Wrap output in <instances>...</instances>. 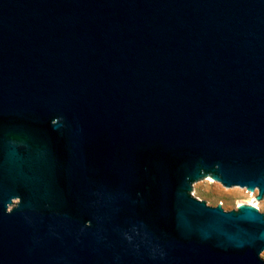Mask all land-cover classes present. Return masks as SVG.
Listing matches in <instances>:
<instances>
[{"label": "water", "instance_id": "obj_1", "mask_svg": "<svg viewBox=\"0 0 264 264\" xmlns=\"http://www.w3.org/2000/svg\"><path fill=\"white\" fill-rule=\"evenodd\" d=\"M205 172L264 199V0H0V264H264Z\"/></svg>", "mask_w": 264, "mask_h": 264}, {"label": "rangeland", "instance_id": "obj_2", "mask_svg": "<svg viewBox=\"0 0 264 264\" xmlns=\"http://www.w3.org/2000/svg\"><path fill=\"white\" fill-rule=\"evenodd\" d=\"M12 139L20 140L17 137H12ZM205 175L207 179L199 186L194 196L195 199L209 207H220L226 212H238L240 208L253 203L256 205L257 211L264 215V199L263 195L259 196V192H230L218 181L216 176L206 172ZM17 202L14 200L8 206V211L14 208Z\"/></svg>", "mask_w": 264, "mask_h": 264}, {"label": "bare ground", "instance_id": "obj_3", "mask_svg": "<svg viewBox=\"0 0 264 264\" xmlns=\"http://www.w3.org/2000/svg\"><path fill=\"white\" fill-rule=\"evenodd\" d=\"M252 201H253V200H252ZM252 201H251V202H252ZM241 207H242V206H241ZM244 207H245V206H244ZM247 207L250 208V209H253V210H256V211H257L256 205L253 204V203L248 204Z\"/></svg>", "mask_w": 264, "mask_h": 264}]
</instances>
